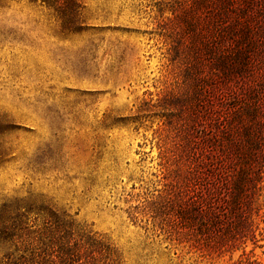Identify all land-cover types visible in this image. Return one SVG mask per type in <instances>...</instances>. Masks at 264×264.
Here are the masks:
<instances>
[{"label":"rangeland","instance_id":"rangeland-1","mask_svg":"<svg viewBox=\"0 0 264 264\" xmlns=\"http://www.w3.org/2000/svg\"><path fill=\"white\" fill-rule=\"evenodd\" d=\"M77 1V29L39 1L0 2V206L67 214L109 264H264V198L244 254L192 246L177 218L187 0Z\"/></svg>","mask_w":264,"mask_h":264},{"label":"trees","instance_id":"trees-1","mask_svg":"<svg viewBox=\"0 0 264 264\" xmlns=\"http://www.w3.org/2000/svg\"><path fill=\"white\" fill-rule=\"evenodd\" d=\"M30 1L77 29V0ZM182 17L191 85L177 218L192 246L244 254L263 221L264 0H187ZM110 255L49 205L0 206V264H109Z\"/></svg>","mask_w":264,"mask_h":264}]
</instances>
